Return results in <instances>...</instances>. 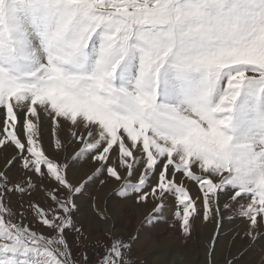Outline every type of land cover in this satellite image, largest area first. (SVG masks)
Segmentation results:
<instances>
[{
	"label": "snow or ice",
	"instance_id": "obj_1",
	"mask_svg": "<svg viewBox=\"0 0 264 264\" xmlns=\"http://www.w3.org/2000/svg\"><path fill=\"white\" fill-rule=\"evenodd\" d=\"M37 179L54 186V207L24 211L44 234L9 206ZM97 183L154 203L155 223L175 204L185 236L235 202L242 247L264 246V0H0V264H132L131 242L93 235H114L107 202L90 201V224L75 219ZM224 264L252 262L240 251Z\"/></svg>",
	"mask_w": 264,
	"mask_h": 264
},
{
	"label": "bare ground",
	"instance_id": "obj_2",
	"mask_svg": "<svg viewBox=\"0 0 264 264\" xmlns=\"http://www.w3.org/2000/svg\"><path fill=\"white\" fill-rule=\"evenodd\" d=\"M52 127L50 121H44L45 140H53ZM63 135L66 137L69 135L67 129H65ZM77 148L78 145L73 144L69 147L68 151L69 153L74 154ZM7 151L8 154L11 155L13 149L9 148ZM78 167L83 173L91 174L97 167V164L91 160H87L82 161ZM13 178L15 181L22 177L17 172L13 174ZM46 185L54 187L49 181ZM188 185L191 189L190 193L193 196L199 194V189L194 182H188ZM114 187L115 185L112 183L107 185H93L89 189L93 193V197L84 195L78 201L79 210L77 213L79 214V221L85 220L84 222L91 223L93 218V207L90 201L92 199L95 200L96 205L100 208H104L105 203L107 202L113 215L112 224L116 225L117 218H119V220L122 219L125 223V227H115L113 237L122 238L125 237V235H131L134 237L135 233H141L142 236L140 237V243L150 245V248H152L153 254L155 255L151 258L154 264H182L185 260L188 261L189 264H210V258L212 261L211 264H224V260L228 256V253L233 248L237 247L242 242V238H244L243 231L246 226L238 221L229 219L227 215L228 213L224 211L219 224L215 222H205L202 218L197 220L194 224L195 237L191 240H186L185 245L181 244L182 240L180 241L179 238L166 240L164 237H159L150 241L147 237V229H140V221L144 218L145 214L154 207V203H148L146 206L141 207L133 206L131 201H120L119 197H116L114 194L111 196L109 195ZM230 194L229 191H225L220 195L219 202L221 207L228 201ZM40 196L42 197V192L40 193ZM42 199L43 204L46 205V207L53 204V202L50 199L45 198V196H43ZM123 206L126 208L128 206L131 207L134 212L122 209ZM175 208L176 206L173 204L168 212H171ZM140 218L142 219L139 220ZM108 226L110 225H92V230L99 231L101 239L107 240L108 234L105 233L103 229ZM130 229H132V231ZM238 233L240 234L239 236L237 235ZM214 236L216 239L214 247L210 251L212 253L211 257L209 258L208 245L213 243ZM157 241H159V243H157ZM165 243L168 245L161 247V245H164ZM187 252H192V255L186 257Z\"/></svg>",
	"mask_w": 264,
	"mask_h": 264
},
{
	"label": "rangeland",
	"instance_id": "obj_3",
	"mask_svg": "<svg viewBox=\"0 0 264 264\" xmlns=\"http://www.w3.org/2000/svg\"><path fill=\"white\" fill-rule=\"evenodd\" d=\"M90 160V159H89ZM95 171V170H94ZM22 177V174L19 173ZM199 174V173H198ZM23 178V177H22ZM48 181L43 180L40 181L37 179L35 181L36 187L33 189H30L29 193L25 194L24 196H21L19 193L16 194H10V204L13 213L15 214L12 217L13 222L15 223H22L27 224L33 227L34 230H38L41 232V234L45 233V228L41 227L37 220H33L32 216L29 212L24 211L25 209H30V205L36 204L40 206L46 207V205L43 204L42 197L45 196V198L50 199L49 193L52 191L53 187L47 186L46 184ZM99 184V183H97ZM42 192V197L40 196V193ZM191 194V193H190ZM86 196L93 197V193L89 190L88 193L85 194ZM51 200V199H50ZM54 207V204H52ZM122 209H127L128 211L134 212V210L131 207H122ZM153 209V208H152ZM152 209L147 212L144 216V218H140L141 224L140 229H147L148 231V240L157 239L159 237H164L166 240H174L175 238H179L180 241L182 240L183 245H185L186 240H191L193 237H195V229L194 225L192 227V231L190 235L185 236L183 234L181 228H180V222L178 218L175 217V211L177 210V207L173 209L171 212H166L164 214V218L159 221V223H155L153 221H150L148 219L149 214L151 213ZM239 205L235 204V202H232L231 211L225 210L228 214V218L232 219L233 221H238L245 225L243 222L245 218L241 217L239 215ZM75 219L79 221V214L76 212ZM137 219V217H136ZM85 221V220H83ZM191 223V221H190ZM125 223L121 219L117 218L115 227H125ZM246 226V225H245ZM132 231V229H130ZM108 234L107 240L101 239L100 243H110L114 239L112 234ZM93 235H99V231H93ZM142 236L141 233H135L134 237H137L136 240H133V237L131 235H125V237L119 238L123 239L125 242H131L133 244V247L130 249L129 256L127 257L132 264H154V262L151 260L155 255L153 254L152 248H150V245L140 243V237ZM173 236V237H172ZM70 240L75 239V233H69ZM184 239V240H183ZM184 242V243H183ZM159 243V241H157ZM96 244V241L93 240L92 243L88 247V255L91 256L93 261H96L99 259V254L103 249H99L97 251H93V245ZM248 241L247 238H242V242L235 248H233L229 253H238L240 251L245 252L246 259L251 261L252 264H264V246L257 244L252 247H247V250L245 251V247L247 246ZM168 245L165 243L162 246ZM245 246V247H242ZM73 251H77V246H73ZM211 252L209 251V258L211 257ZM192 252H187L186 257L191 256ZM217 256V255H216ZM219 256V255H218ZM227 256V257H228ZM212 263L210 258V264Z\"/></svg>",
	"mask_w": 264,
	"mask_h": 264
}]
</instances>
